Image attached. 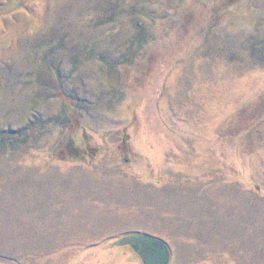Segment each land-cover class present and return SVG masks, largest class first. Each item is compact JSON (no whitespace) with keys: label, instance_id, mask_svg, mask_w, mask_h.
<instances>
[{"label":"rangeland","instance_id":"374dc122","mask_svg":"<svg viewBox=\"0 0 264 264\" xmlns=\"http://www.w3.org/2000/svg\"><path fill=\"white\" fill-rule=\"evenodd\" d=\"M264 264V0H0V264Z\"/></svg>","mask_w":264,"mask_h":264},{"label":"water","instance_id":"95a60500","mask_svg":"<svg viewBox=\"0 0 264 264\" xmlns=\"http://www.w3.org/2000/svg\"><path fill=\"white\" fill-rule=\"evenodd\" d=\"M116 246H130L141 258L143 264H170L171 251L168 245L157 238L145 234L125 236Z\"/></svg>","mask_w":264,"mask_h":264},{"label":"flooded vegetation","instance_id":"af4514ba","mask_svg":"<svg viewBox=\"0 0 264 264\" xmlns=\"http://www.w3.org/2000/svg\"><path fill=\"white\" fill-rule=\"evenodd\" d=\"M118 248H130L135 254H136V252L130 247V246H122V247H118ZM139 256V255H138ZM139 259H141V258H139ZM143 263V262H142Z\"/></svg>","mask_w":264,"mask_h":264}]
</instances>
